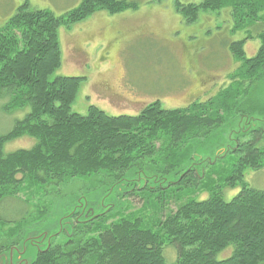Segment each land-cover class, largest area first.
I'll return each mask as SVG.
<instances>
[{
  "label": "trees",
  "instance_id": "16d2710c",
  "mask_svg": "<svg viewBox=\"0 0 264 264\" xmlns=\"http://www.w3.org/2000/svg\"><path fill=\"white\" fill-rule=\"evenodd\" d=\"M226 7H232L235 29L248 32L244 40L231 43V52L243 66L226 91L218 99L184 109L166 110L157 101L137 116H109L95 106H90L87 115L77 114L72 105L84 79H50L62 65L61 28L70 30L97 11L114 15L135 5L123 0H82L75 10L59 17L48 10L31 9L26 2L0 29V99H8L3 109L8 114L29 110L9 133L0 136V204L17 200L19 194L34 186L89 180L105 172L115 177L114 185L122 184L128 175L141 173L146 166L157 168L170 161L193 133H208L202 149L208 143L220 147L223 140L216 131L228 117L216 106L241 116L242 108L247 106L244 104H250L246 118L256 120L250 122L254 126L248 125L249 131L247 127L241 129L236 143H232L229 155L237 159L222 184H212L206 200L190 199L166 216L162 207L152 228L145 227L138 218L111 221L109 211L73 213L66 224L70 227L52 235L31 264H264V191L244 182L247 171L264 169V85L259 86L264 80V0H203L199 5L182 7L177 4L188 24L197 20L200 11ZM256 26L262 30L254 37L251 30ZM255 38L261 46L255 57L247 59L243 46ZM22 137H30L36 144L29 150L4 154L5 144ZM175 168H179L178 163L173 167V176L181 170ZM192 172L188 168L177 184ZM150 184L135 191L141 195L148 189L155 192L169 188L153 189ZM223 184L240 186L229 202L223 196ZM127 194L130 198L140 196ZM22 217L0 221L4 226L17 227V222L25 221ZM32 226L15 233L10 228L0 232V258L37 239L39 235L33 233ZM61 235L66 236L64 242H56ZM46 236L41 239L47 240ZM166 247L174 248V263L168 262ZM229 249L232 252L228 258H218Z\"/></svg>",
  "mask_w": 264,
  "mask_h": 264
},
{
  "label": "rangeland",
  "instance_id": "374dc122",
  "mask_svg": "<svg viewBox=\"0 0 264 264\" xmlns=\"http://www.w3.org/2000/svg\"><path fill=\"white\" fill-rule=\"evenodd\" d=\"M123 1L135 5V8L114 15L97 11L70 30H59L62 65L50 79H84L72 105L73 112L87 115L90 106H95L109 116H137L157 101L166 110L184 109L193 103L218 99L226 91L233 81L231 78L243 66L231 52V43L244 40L248 34L235 29L232 7L200 11L197 20L188 24L177 4L181 7L199 5L203 0ZM26 2L31 9L48 10L62 17L75 10L82 0H0V29ZM253 28L251 35L256 37L258 30L262 29ZM260 46L259 39L246 41L243 46L246 58L255 57ZM261 84L264 85V80L259 86ZM7 101V98L0 99V136L9 133L16 122L29 112L8 114L3 109ZM244 105L247 106L242 108L241 116L232 111L226 113L216 106L217 111L228 117L216 131L223 140L220 147L208 143L202 149L208 133H193L170 161L157 165V168L155 165L146 166L142 174L128 175L122 184L114 185L115 177L105 172L89 180L78 178L66 184L34 186L19 194L17 200L2 202L0 218L14 221L26 215L22 224V220L17 222V227L6 223L4 226V222L0 221V232L10 228L11 233H15L18 229L35 225L32 231L39 235L38 239L23 244L15 251L9 262L20 264L22 260L30 264L34 261L38 251L46 248V241L52 235L69 228L66 224L71 221L73 213L93 210L95 214H101L109 211L111 221L138 218L145 227L152 228L160 217L162 207L165 215L175 213L190 199L206 200L212 184H222L237 159L229 155L232 143H236L241 129L254 126L250 122L256 121L246 118L250 104ZM35 144L34 139L22 137L5 144L3 152L7 155L22 149L29 150ZM177 163L179 168L174 170H181L175 177L173 167ZM188 168L193 170L192 174L183 183L177 184ZM204 175L210 177L207 179ZM163 177H167L166 181L161 180ZM149 181L153 189L169 188L155 192L148 189L141 195L135 191ZM244 182L251 188L264 191V169L247 171ZM222 190L229 202L239 193L240 186L231 188L223 184ZM127 192L140 196L130 198ZM162 200L166 204H162ZM42 235H47V240L41 239ZM65 239L66 236L61 235L56 242H64ZM231 252L229 249L218 258H228ZM165 255L169 263L175 262L174 248L166 247ZM0 260L2 264H7L3 258Z\"/></svg>",
  "mask_w": 264,
  "mask_h": 264
},
{
  "label": "flooded vegetation",
  "instance_id": "af4514ba",
  "mask_svg": "<svg viewBox=\"0 0 264 264\" xmlns=\"http://www.w3.org/2000/svg\"><path fill=\"white\" fill-rule=\"evenodd\" d=\"M37 239H38V238H37ZM18 250H19V249L15 248V249L11 250L9 254H6V253H5V255L1 256V258H3L4 261H5L7 264H11L12 262H9V261H10V259H12L14 252H15V251H18ZM21 253H22V252H21ZM1 258H0V259H1ZM21 258H22V257H21ZM31 263H32V262H31ZM31 263H30V264H31ZM0 264H2V263H1V260H0ZM20 264H29V262H22V260H21V263H20Z\"/></svg>",
  "mask_w": 264,
  "mask_h": 264
},
{
  "label": "bare ground",
  "instance_id": "6f19581e",
  "mask_svg": "<svg viewBox=\"0 0 264 264\" xmlns=\"http://www.w3.org/2000/svg\"><path fill=\"white\" fill-rule=\"evenodd\" d=\"M52 221V220H51ZM55 221H57V220H55ZM67 221V220H66ZM62 222V221H61ZM54 223V222H53ZM70 227V226H69Z\"/></svg>",
  "mask_w": 264,
  "mask_h": 264
}]
</instances>
